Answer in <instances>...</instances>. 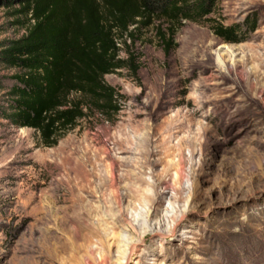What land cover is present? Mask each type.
Wrapping results in <instances>:
<instances>
[{
	"label": "rangeland",
	"instance_id": "374dc122",
	"mask_svg": "<svg viewBox=\"0 0 264 264\" xmlns=\"http://www.w3.org/2000/svg\"><path fill=\"white\" fill-rule=\"evenodd\" d=\"M20 9L0 2V53ZM209 17L121 41V110L54 146L6 117L20 70L0 61V264H264V0Z\"/></svg>",
	"mask_w": 264,
	"mask_h": 264
},
{
	"label": "trees",
	"instance_id": "16d2710c",
	"mask_svg": "<svg viewBox=\"0 0 264 264\" xmlns=\"http://www.w3.org/2000/svg\"><path fill=\"white\" fill-rule=\"evenodd\" d=\"M18 4L32 22L27 34L10 41L0 61L20 70L12 87L13 124L31 127L54 146L89 113L107 117L121 110L107 74L126 66L120 42L155 21L173 27L210 21L218 0H0ZM237 26L213 25L217 36L241 42Z\"/></svg>",
	"mask_w": 264,
	"mask_h": 264
}]
</instances>
